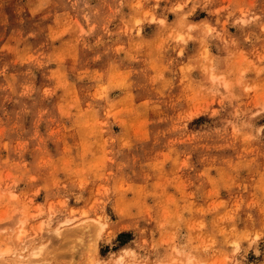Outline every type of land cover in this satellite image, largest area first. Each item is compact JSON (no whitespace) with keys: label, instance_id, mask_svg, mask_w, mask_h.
<instances>
[{"label":"rangeland","instance_id":"rangeland-1","mask_svg":"<svg viewBox=\"0 0 264 264\" xmlns=\"http://www.w3.org/2000/svg\"><path fill=\"white\" fill-rule=\"evenodd\" d=\"M23 256L264 264V0H0V264Z\"/></svg>","mask_w":264,"mask_h":264},{"label":"bare ground","instance_id":"bare-ground-1","mask_svg":"<svg viewBox=\"0 0 264 264\" xmlns=\"http://www.w3.org/2000/svg\"><path fill=\"white\" fill-rule=\"evenodd\" d=\"M24 222V221H23ZM23 225V224H22ZM23 228V227H22ZM57 232L59 233L60 232V228H57ZM22 233H19L18 234V237H19V239H21L22 238ZM37 254H40L41 252H40V250L39 251H37L36 252ZM188 260H189V262L191 261V258H188ZM29 261L30 260H26L25 259V256H23V257H21V259L19 260V263L18 264H29ZM188 262V261H187ZM36 264H39V263H36ZM143 264V263H142ZM200 264H205V263H200Z\"/></svg>","mask_w":264,"mask_h":264}]
</instances>
